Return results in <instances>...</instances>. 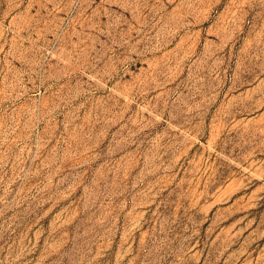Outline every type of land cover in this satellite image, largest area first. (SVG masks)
Listing matches in <instances>:
<instances>
[{
	"label": "rangeland",
	"instance_id": "rangeland-1",
	"mask_svg": "<svg viewBox=\"0 0 264 264\" xmlns=\"http://www.w3.org/2000/svg\"><path fill=\"white\" fill-rule=\"evenodd\" d=\"M0 264H264V0H0Z\"/></svg>",
	"mask_w": 264,
	"mask_h": 264
}]
</instances>
